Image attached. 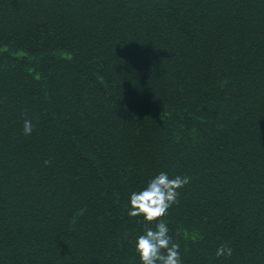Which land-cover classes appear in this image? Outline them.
<instances>
[{"label": "trees", "instance_id": "trees-1", "mask_svg": "<svg viewBox=\"0 0 264 264\" xmlns=\"http://www.w3.org/2000/svg\"><path fill=\"white\" fill-rule=\"evenodd\" d=\"M162 171L182 264H264V0H0V264H141Z\"/></svg>", "mask_w": 264, "mask_h": 264}, {"label": "clouds", "instance_id": "clouds-1", "mask_svg": "<svg viewBox=\"0 0 264 264\" xmlns=\"http://www.w3.org/2000/svg\"><path fill=\"white\" fill-rule=\"evenodd\" d=\"M34 125L25 119L23 133L31 135ZM45 163H49L45 161ZM190 183V177L176 176L170 178L168 173L160 172L155 175L140 191L130 195L128 216H142L146 222L143 234L139 235L135 249L141 264H182L180 245L175 242L163 218L168 210L179 203V189ZM155 224V227L147 225ZM233 249L227 244H221L216 250V256L231 257Z\"/></svg>", "mask_w": 264, "mask_h": 264}]
</instances>
